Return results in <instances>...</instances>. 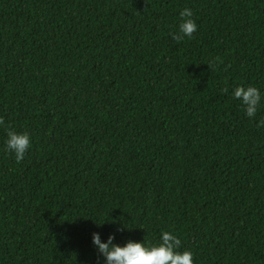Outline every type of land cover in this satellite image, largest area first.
<instances>
[{
  "label": "trees",
  "instance_id": "1",
  "mask_svg": "<svg viewBox=\"0 0 264 264\" xmlns=\"http://www.w3.org/2000/svg\"><path fill=\"white\" fill-rule=\"evenodd\" d=\"M237 84L264 94V0H0V264L161 231L194 264H264V95L249 120Z\"/></svg>",
  "mask_w": 264,
  "mask_h": 264
},
{
  "label": "clouds",
  "instance_id": "2",
  "mask_svg": "<svg viewBox=\"0 0 264 264\" xmlns=\"http://www.w3.org/2000/svg\"><path fill=\"white\" fill-rule=\"evenodd\" d=\"M179 22L174 40H182L185 37L191 38L197 30V24L190 8L185 7L179 12ZM220 63L219 57L215 58ZM213 61H209V64ZM227 91V89H223ZM262 94L258 87L248 84H237L231 91V98L237 100L242 106L243 114L249 120L256 117L261 104ZM0 123H3L0 121ZM256 127H264V117L256 120ZM5 152L14 154L16 162H20L26 151L30 148V136L28 132H16L11 128L6 130V139L3 141ZM105 223V222H103ZM103 223H96L100 227ZM111 223L115 224L113 220ZM117 227L116 231L120 232ZM114 235L108 234L102 238L100 232L91 234V244L95 251L103 258L104 264H194L193 253L189 249L180 250V240L173 231H161L158 239L153 240H132L128 239L122 244L114 242Z\"/></svg>",
  "mask_w": 264,
  "mask_h": 264
}]
</instances>
